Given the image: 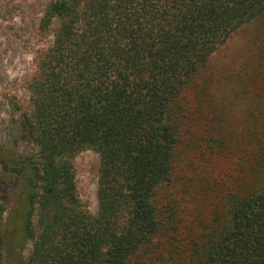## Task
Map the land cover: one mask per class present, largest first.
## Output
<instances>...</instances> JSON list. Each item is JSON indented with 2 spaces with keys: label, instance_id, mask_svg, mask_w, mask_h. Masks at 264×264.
<instances>
[{
  "label": "trees",
  "instance_id": "obj_1",
  "mask_svg": "<svg viewBox=\"0 0 264 264\" xmlns=\"http://www.w3.org/2000/svg\"><path fill=\"white\" fill-rule=\"evenodd\" d=\"M252 27L239 67H214ZM37 32L18 108L35 148L3 163L26 264H264V0H51ZM84 151L100 158L95 215L76 192ZM184 158L211 194L202 220L171 191Z\"/></svg>",
  "mask_w": 264,
  "mask_h": 264
},
{
  "label": "rangeland",
  "instance_id": "obj_2",
  "mask_svg": "<svg viewBox=\"0 0 264 264\" xmlns=\"http://www.w3.org/2000/svg\"><path fill=\"white\" fill-rule=\"evenodd\" d=\"M50 2L0 0V202L6 208L3 229L7 243L2 264H26L31 251V243L15 227L19 215L16 209L19 183L4 172L3 163L7 159L27 157L35 148L21 128L18 108L26 100L24 83L33 71L35 52L46 42L37 29ZM252 29H245L233 36L214 57L212 65L222 66L227 73L239 67ZM217 85L219 90L216 99L221 103L224 102L221 96L227 87L222 81H218ZM244 110L245 105L242 103L234 107L237 116H241ZM187 161L185 158L180 161L177 181L171 191L179 199L181 215L185 219L202 220L210 214L211 194L205 190L206 184L202 181L190 183L193 167ZM73 165L79 200L91 215H95L98 210L99 155L93 151L81 152L75 157Z\"/></svg>",
  "mask_w": 264,
  "mask_h": 264
}]
</instances>
